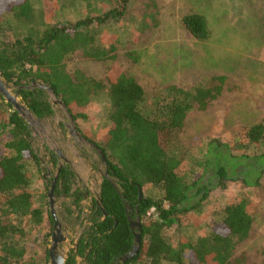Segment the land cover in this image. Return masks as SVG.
<instances>
[{"label": "trees", "instance_id": "16d2710c", "mask_svg": "<svg viewBox=\"0 0 264 264\" xmlns=\"http://www.w3.org/2000/svg\"><path fill=\"white\" fill-rule=\"evenodd\" d=\"M34 1L0 0V74L19 92L23 104L36 119H52L56 109L47 90L29 88L35 82L51 88L72 118L77 119L85 116L80 112L96 99L106 84L82 70L70 72L69 59L81 55L85 59L112 63L107 79L111 126L102 142L95 145L121 189L104 180L100 204L97 201L91 220L93 225L86 229L77 252L69 256L67 264H77L78 257H85L88 264H120L118 260L132 250L135 241L126 203L134 208L139 206L143 221L141 250L126 264H230L237 246L250 239L254 231L255 217L247 200L227 206L215 230L196 242L181 237L176 245L167 236L169 230L182 227L185 220L202 210L210 189L203 180L189 182L180 175L183 160L173 152L174 139L185 129L190 113L206 111L224 96L229 89V78L216 76L208 85L190 89L170 87L168 100L158 104L152 115H147L143 110L144 87L119 60L120 39L116 35L104 37V28L127 14L131 0H118L120 7L115 9L104 5L101 13L74 24L58 22L59 3L45 1L43 31L38 36L8 37L1 21L10 15L31 21L35 17ZM80 1L90 6L96 1L106 2ZM183 25L199 41L211 37L207 20L199 14L187 15ZM143 55L134 50L123 53L122 57L138 64ZM0 123V264H32L25 262V225H41L45 213L35 205L29 167H38L41 162L32 129L2 95ZM235 141L236 155L229 152L227 144L210 145L205 164L215 169V177L221 181L211 186L226 188L225 181L230 179L228 162L233 160L236 170L231 174L236 181L249 188L261 186L264 121L243 128ZM250 149L261 152L246 154ZM70 176L68 170L62 172L60 193H70ZM148 185L161 188L163 199L143 197L140 202L139 189ZM151 210H155L157 218L148 217Z\"/></svg>", "mask_w": 264, "mask_h": 264}, {"label": "rangeland", "instance_id": "374dc122", "mask_svg": "<svg viewBox=\"0 0 264 264\" xmlns=\"http://www.w3.org/2000/svg\"><path fill=\"white\" fill-rule=\"evenodd\" d=\"M45 1L59 3L56 20L65 24H74L99 14L104 5L108 9L120 7L118 0H105V3L96 1L91 6L80 0H35V17L31 21L13 15L1 21L7 36H38L43 31ZM191 14L205 17L211 32L209 40L199 41L186 30L183 19ZM113 35L120 39L117 44L121 56L119 60L146 91L143 110L147 115H152L158 104L168 100L170 87L190 89L208 85L216 76L229 78V89L224 96L208 110L190 113L185 129L174 139L173 152L183 160L180 175L189 182L203 180L210 189L207 199L202 203V210L185 220L182 227L169 230L167 236L176 245L181 237L196 242L215 230L227 206L247 200L255 217L254 231L250 239L237 246L230 264H264V178L257 188L244 186L231 174L236 170L233 160L228 162L230 179L225 181L226 188L211 186L221 181L215 177V169L207 168L205 164L212 143L227 144L229 152L236 155L235 140L242 135L243 128L264 121V0H131L127 14L104 28L105 38ZM134 50L144 53L138 64H132L122 57L123 53ZM111 66V62L85 59L81 55L68 61L70 72L82 70L106 84L96 99L80 112L84 117L77 114V119L71 120L63 105L56 106L57 120L67 127H75L81 135L76 140L86 135L91 141L100 144L110 130L111 106L107 79ZM56 118L48 122L38 121L33 115L28 122L23 118L31 126L36 138L35 150L43 157L45 143L52 149L59 146L70 159L80 161L81 180L87 183L86 172L92 173L95 183L91 188L98 195L102 182L100 175L85 160L87 157L77 147L78 142H75L70 130L58 126ZM49 135L58 143L50 145ZM82 143L81 146L88 145L84 144V140ZM87 151L92 155V160H98L92 150ZM260 152L250 149L246 154L257 155ZM29 173L35 205L46 212L47 185L37 166H30ZM142 194L143 197L158 200L164 196L161 188L152 185L145 186ZM63 201L59 199V202ZM148 217L157 218L155 210H151ZM25 228V262L47 264L45 239L51 233L47 212L41 225H25ZM79 230H74L69 237L71 242Z\"/></svg>", "mask_w": 264, "mask_h": 264}, {"label": "flooded vegetation", "instance_id": "af4514ba", "mask_svg": "<svg viewBox=\"0 0 264 264\" xmlns=\"http://www.w3.org/2000/svg\"><path fill=\"white\" fill-rule=\"evenodd\" d=\"M55 109L57 115L56 106ZM55 118L56 116H54L52 119L45 120L44 122H48L50 120L54 121ZM57 124L58 126H62V128H67L68 130H70V126L67 127V125L61 124L59 120H57ZM40 131H43V129H40ZM73 138L76 143L78 142L77 147L79 148V150L82 151L84 153V156L86 155V157L88 158H85V160L89 162L92 170H94L100 175L102 181L101 187L104 180L107 179L110 182L114 181L113 184L120 191V185L119 187L117 186L118 180L116 181L111 177L109 166H107L106 160L103 161L101 152L99 148L95 145L96 143L90 141V139H88L84 135L81 139L79 138L78 140H76L75 137ZM81 140H84V144H88L89 146H81V144H83ZM34 141H36V138H34ZM48 141L51 142L50 145L58 143H55L54 139L50 137V135L48 136ZM87 150H92L93 154L97 155L98 160H92V155L89 154V151ZM44 152L45 156L41 157L36 151L41 162L40 166H38V170L40 171L42 179L44 180V183L47 185L48 188V192L46 195V212L51 227V233L49 238L45 239V245H47L46 263L52 264L50 249L54 246V244H57L58 255L64 259V264H67L69 256L72 253L77 252L80 240L83 234L85 233L86 229L89 226L91 227L93 225V222L91 220L95 215V207L97 201L100 204L101 188L98 195L92 190L91 187L94 185L95 179L93 178V175L90 171L86 172L87 183H85L84 180H81L79 175V172L81 173L80 161L75 162L73 161V159H70V157L66 155L65 151L59 148V146H56L55 149H52L47 143H45ZM78 159L80 160V158L77 157V160ZM64 170H68L71 173V191L67 195L62 194L58 191V188H62V181L60 179V176ZM52 191L53 195L52 198H50V193ZM142 198L140 197L139 193L140 202ZM59 199H63L64 201L59 202ZM127 206L131 208V211L129 212L126 209L129 224L131 221H136L137 219H140L142 226L143 221L141 218L139 206H136L134 208L133 206L126 203L125 208ZM70 210H72V212ZM104 214V219H106L108 217V214L106 212ZM77 228L80 229L78 235H76L74 240L71 242V239L69 237L72 235L74 230H77ZM77 259V264H88L85 257H78ZM54 264H61L58 258H56Z\"/></svg>", "mask_w": 264, "mask_h": 264}, {"label": "water", "instance_id": "95a60500", "mask_svg": "<svg viewBox=\"0 0 264 264\" xmlns=\"http://www.w3.org/2000/svg\"><path fill=\"white\" fill-rule=\"evenodd\" d=\"M29 88H41V89L47 90L54 100L53 104L55 106L62 105L61 101L55 96V94L52 92L51 88H49L45 85H42V84H38L36 82L32 85V87H29ZM12 91H14V88L11 85L7 84L0 74V94L5 98V100L8 104H11L13 106V108L20 114V116L22 118H24L26 121L29 120V118L32 117V113L29 111V109L22 102H20L19 92L14 91V94H12ZM70 118H71V120L73 119L71 115H70ZM70 132H71V135L75 138L77 136L81 137V135L78 133L77 129L73 126H70ZM102 157H103V161H105V157L103 155H102ZM111 182L114 183V181H111ZM139 193H140V197L142 198L143 194H142L141 188L139 189ZM52 195H53V191L50 193V198H52ZM126 209L128 212L131 211V208L128 206L126 207ZM130 228H131L132 233L135 236V241H134V245H133L132 250L128 254H126L125 256L121 257L118 260V263H121V264H126L127 262L133 260L139 254V252L141 250L142 236H141V232H140V230H141L140 219H137L136 221H131L130 222ZM57 248H58L57 244H54V246L50 249L51 262H52V264H54L56 258H58L60 263L64 264V259L58 255ZM54 257H55V259H54Z\"/></svg>", "mask_w": 264, "mask_h": 264}]
</instances>
